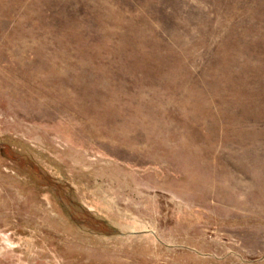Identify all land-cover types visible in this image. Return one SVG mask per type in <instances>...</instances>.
Returning <instances> with one entry per match:
<instances>
[{"label":"rangeland","instance_id":"374dc122","mask_svg":"<svg viewBox=\"0 0 264 264\" xmlns=\"http://www.w3.org/2000/svg\"><path fill=\"white\" fill-rule=\"evenodd\" d=\"M0 264H264V0H0Z\"/></svg>","mask_w":264,"mask_h":264}]
</instances>
